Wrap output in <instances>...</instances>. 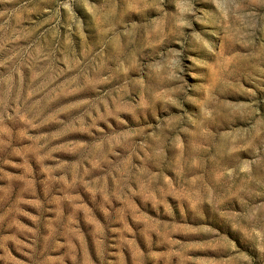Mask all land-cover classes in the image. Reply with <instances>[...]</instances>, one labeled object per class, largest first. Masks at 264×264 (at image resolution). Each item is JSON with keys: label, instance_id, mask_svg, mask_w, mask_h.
I'll return each mask as SVG.
<instances>
[{"label": "rangeland", "instance_id": "obj_1", "mask_svg": "<svg viewBox=\"0 0 264 264\" xmlns=\"http://www.w3.org/2000/svg\"><path fill=\"white\" fill-rule=\"evenodd\" d=\"M0 264H264V0H0Z\"/></svg>", "mask_w": 264, "mask_h": 264}]
</instances>
